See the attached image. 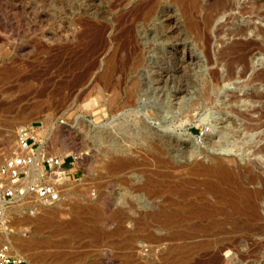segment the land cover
<instances>
[{"label": "rangeland", "instance_id": "obj_1", "mask_svg": "<svg viewBox=\"0 0 264 264\" xmlns=\"http://www.w3.org/2000/svg\"><path fill=\"white\" fill-rule=\"evenodd\" d=\"M150 1L0 0V163L17 150V130L28 124L39 126L42 146L50 153L58 151L67 162L76 163V174L64 185L60 202L48 205L33 197H21L7 204L0 217V244L9 246L12 256L22 257L19 264H264V219L240 218L229 207L216 211L211 219L200 220L188 214L196 198L189 191L203 190L213 177L209 173L172 176L171 168L153 158L155 143L161 145L167 139L153 131L146 136L138 122L145 118L160 131L168 125L169 130L179 134L190 132L199 146L198 158L205 164L235 166L242 172L251 167L264 175V152L253 153L264 144V123L256 131L247 132L243 127L255 122L253 117L264 111V97L238 102L231 98L234 94L242 96L245 90L264 94V76L242 85L254 71L264 75V0H233L230 9L216 13L206 35H210L207 47L190 29L179 0ZM254 1L259 12H251ZM214 2L200 0L193 11L199 23L203 24L208 12L214 13ZM150 5L159 9L165 6L176 13L181 32L170 36L166 24L145 19ZM236 24L251 25L250 30L244 35L233 34ZM219 26L223 31H218ZM255 29L261 31L256 34ZM244 37L245 42L256 40L248 58L250 68L245 76L226 80L227 63L237 54L226 46L241 45ZM182 41L188 42L187 51L196 56L193 64L185 65V72L174 69L176 64L169 53ZM179 47L176 55L182 56L184 46ZM112 65L118 68L111 78L113 86L108 87L104 73ZM241 66L237 64L235 70L240 71ZM156 69L164 76L161 97L152 87L147 94L139 89V102L131 104L128 89L140 78L144 83L153 82ZM180 84L187 89L183 107L165 108L175 85ZM84 86L88 88L82 89ZM155 109L165 110L166 118L152 119ZM240 110L247 114L242 117ZM80 118L104 135L100 138L86 131ZM231 119L243 130L242 136L231 133L211 143V135L233 128ZM253 133L257 137L243 142L247 134ZM112 137L115 142L110 140ZM138 148H144L145 153ZM118 157L135 159L138 164L120 172L109 170ZM187 157L182 150L176 158L182 171ZM172 184L182 187L175 189ZM207 199L219 198L211 194ZM218 202V207L223 205ZM152 207L162 208L167 214L186 211L187 215L167 224L139 223L140 213ZM46 208L57 209L56 216L38 219ZM119 210L129 218L123 221L115 217ZM262 213L264 218V208Z\"/></svg>", "mask_w": 264, "mask_h": 264}, {"label": "bare ground", "instance_id": "obj_2", "mask_svg": "<svg viewBox=\"0 0 264 264\" xmlns=\"http://www.w3.org/2000/svg\"><path fill=\"white\" fill-rule=\"evenodd\" d=\"M86 1V0H84ZM152 1V0H151ZM150 1V2H151ZM181 2V4L183 5L184 11L185 13L188 15L189 18V27L191 30L195 31L198 35V37L201 39V44H203L205 47H207L208 44V38L207 37V32L210 31L211 29V25L212 23L215 21V16L216 13H218L219 11H224V10H228L230 9L234 3L233 0H215L214 3H212V7L214 9V13L213 12H208L206 11V15L204 16V20H203V24L199 23L197 21V19L194 18L193 16V11L200 6V0H179ZM263 1V0H262ZM148 2V3H150ZM157 2V1H156ZM212 1H210L211 3ZM84 4V3H82ZM96 5V4H95ZM161 5V4H160ZM252 9L251 12H259V7H258V3L256 1L253 2L252 4ZM90 6V5H89ZM205 6V4H204ZM244 6V5H243ZM249 6V5H248ZM235 7V6H234ZM239 7V6H238ZM242 7V6H241ZM207 8V7H206ZM237 8V7H236ZM245 8V7H242ZM248 8V7H247ZM201 9V8H200ZM235 9V8H234ZM240 9V8H239ZM244 10V9H243ZM261 10V9H260ZM96 11V10H95ZM211 11V10H210ZM234 11V10H233ZM142 12V11H141ZM232 12V11H231ZM247 12H249V10L247 9ZM264 12V11H263ZM6 13V12H5ZM197 13V12H196ZM261 13V12H260ZM142 14V13H141ZM145 19H157L159 24H166L168 26V34L170 36H173L176 33H180L181 31V23H180V18L178 17V15L174 12H171V9L167 8L164 6L160 9L159 8H155L154 6H151L148 8V10L145 11ZM229 15V14H228ZM4 17V16H3ZM223 17V16H221ZM231 17V15H230ZM200 18V16H199ZM235 19V18H234ZM5 20V19H4ZM217 20V19H216ZM7 22V20H6ZM152 22V21H151ZM224 23V22H223ZM228 23V22H227ZM4 24V22H3ZM6 24V23H5ZM158 24V25H159ZM221 24V23H220ZM235 24V23H234ZM222 25V24H221ZM226 25V24H225ZM228 25V24H227ZM231 25V24H230ZM4 26V25H3ZM6 26V25H5ZM9 26V25H7ZM14 26V25H13ZM251 26V25H250ZM249 25H241V24H236L235 27L231 30V32L233 34L236 35H244L247 30L250 28ZM15 27V26H14ZM222 27V26H221ZM227 27V26H226ZM261 27V26H260ZM158 28V27H157ZM218 28V27H217ZM162 29V28H160ZM214 29V28H212ZM227 29V28H226ZM262 29V27H261ZM261 29H255V33L258 34ZM187 30V29H186ZM215 30V29H214ZM218 30V29H217ZM215 30V31H217ZM228 30V29H227ZM250 30V29H249ZM218 31H223V29H220L219 26V30ZM230 31V30H229ZM264 30H262L263 32ZM86 32V31H85ZM94 32V31H92ZM149 32V31H148ZM152 32V31H151ZM161 32L163 33V31L161 30ZM217 33V32H216ZM227 33V32H226ZM183 34V33H182ZM221 34V33H220ZM219 34V35H220ZM228 34V33H227ZM256 36V35H255ZM174 37V36H173ZM218 37V36H217ZM226 37V35H225ZM224 37V38H225ZM139 38L143 39V35L142 33L139 32ZM166 38V37H164ZM182 38V37H181ZM234 38V37H233ZM245 38V37H244ZM168 39V38H167ZM211 39V38H210ZM209 39V40H210ZM228 39V37H227ZM251 39V38H250ZM146 40V39H145ZM174 40V39H173ZM182 40V39H181ZM236 40V39H235ZM211 41V40H210ZM209 41V42H210ZM219 41V39H218ZM224 41V39L222 40ZM241 41V39H240ZM243 41V40H242ZM246 41V38L244 39V42ZM256 41V40H255ZM254 40H250L249 42H245L243 44H239V42L237 43L238 45H231L230 47L226 48H230L232 51H235L237 54L236 56H232L233 59H230V61L227 63L228 65V73L225 76L226 80H231L233 79L236 75L239 76H245L247 74V71L249 70L250 66H249V62H248V58L249 55L251 54V52L253 50H255V48L253 47V44L255 42ZM226 42V41H225ZM182 44H176V48H174L173 46H175L173 44V48L170 49L169 53L172 55V57L174 58L176 67L174 68L176 71L178 70L179 72L184 71V67L187 64L190 63H194L195 62V58L196 56L193 54L192 51H187L190 50V47L188 45V42L186 41H182ZM212 43V42H211ZM221 43V42H220ZM260 43V42H259ZM169 44V43H168ZM233 44V43H232ZM256 44V43H255ZM263 44V43H262ZM180 45L184 46V53L182 56H178L177 54V49H179ZM222 45V44H221ZM230 45V44H229ZM258 45V44H257ZM132 46V45H131ZM137 46V45H136ZM144 46V45H143ZM147 46V45H145ZM142 47V46H141ZM261 47V46H260ZM258 48V47H257ZM264 48V46L262 47ZM203 50V49H202ZM221 50H224V48L222 47ZM226 50V49H225ZM210 51V50H209ZM216 51V50H215ZM165 52V51H164ZM205 52V51H204ZM206 52H208L206 50ZM220 52V50H219ZM226 52V51H225ZM258 52V50H257ZM179 53V52H178ZM232 53V52H231ZM136 54V53H135ZM210 54V53H209ZM208 54V55H209ZM230 54V53H227ZM215 55V54H214ZM223 55V54H222ZM226 55V53H225ZM140 56V55H139ZM229 56V55H228ZM135 57V56H134ZM111 58V57H110ZM253 58V57H252ZM147 59V57H146ZM209 59V58H207ZM222 59V58H221ZM250 59V58H249ZM140 60V59H139ZM163 60V59H162ZM171 60V59H170ZM212 60V59H211ZM205 61V60H204ZM207 61V60H206ZM210 61V60H209ZM117 63V62H116ZM174 63V62H173ZM205 63V62H203ZM223 63V62H222ZM114 65L115 62L113 63ZM191 64V65H192ZM219 64V63H218ZM237 64H241V70L240 71H236L235 67ZM93 65V64H92ZM134 65V64H133ZM165 65V64H164ZM169 66V64H168ZM175 66V65H174ZM116 66H108L105 73H104V78H106V86L111 87L113 86V83L111 78L112 76L115 74L116 72ZM148 67V66H147ZM172 67V66H171ZM92 68V66H91ZM160 68V67H159ZM90 69V68H89ZM167 69V68H166ZM227 69V68H226ZM213 70V69H212ZM238 70V69H237ZM264 70V69H263ZM142 71V70H141ZM140 71V72H141ZM160 69H156L155 73H156V78L154 79L153 82H147L144 83L143 80L140 78L138 79L139 81H136L135 79V83L133 87H130V89H128L127 94L129 95V102L131 104H136L137 102H139V95H138V91L139 89H141V91L145 92V94H147V89L152 87L153 91L155 92V94L158 97H161V91H162V83L164 82L163 78V74L162 72H160ZM88 72V71H86ZM85 72V74H86ZM139 72V73H140ZM170 72V71H169ZM185 72V71H184ZM259 72V71H258ZM215 73V71H214ZM218 73V72H217ZM255 71L252 73L253 75H251V77L249 79L246 80L245 83H242V85H246L250 82H253L255 80L261 79L262 76H264L263 74H254ZM257 73V72H256ZM263 73V72H262ZM84 74V75H85ZM145 74V73H144ZM185 74V73H184ZM212 74V73H211ZM83 75V77H84ZM87 75V74H86ZM102 75V74H101ZM167 75V74H166ZM178 75V74H177ZM249 75V74H248ZM247 75V76H248ZM179 76V75H178ZM86 77V76H85ZM84 77V78H85ZM175 77V76H174ZM207 77V76H206ZM146 78V77H145ZM167 79V78H166ZM212 79V76H211ZM214 79V77H213ZM219 79V78H218ZM263 79V78H262ZM83 80V79H82ZM92 80V79H91ZM114 80V78H113ZM215 80V79H214ZM264 80V79H263ZM262 80V81H263ZM245 81V80H244ZM222 81H220L219 83H221ZM134 83V82H132ZM85 84V83H84ZM251 84V83H250ZM89 85V84H88ZM177 85V84H176ZM174 87L173 90V94L172 96H169L170 98H168L166 104H164L165 108H172L173 105H176L177 108H181L183 107V100L185 98V94L187 93V89L184 88L183 86L178 85ZM241 85V86H242ZM253 85V84H252ZM131 86V85H130ZM86 87V86H84ZM82 88V87H81ZM80 88V89H81ZM86 88H82V89H87ZM99 89V88H98ZM150 90V89H149ZM83 91V90H82ZM79 92V91H78ZM235 92V91H233ZM211 93V92H210ZM144 95V94H143ZM240 95V96H239ZM211 96V95H210ZM213 96V95H212ZM232 96V95H231ZM83 97V96H82ZM163 97V96H162ZM215 97V96H214ZM264 97L263 93H258L257 91H252V92H244V94H238V95H233L231 98L233 99L232 101H240L241 99L243 100L245 99H262ZM212 98V97H211ZM248 99V100H249ZM264 99V98H263ZM145 100V98H144ZM215 100V99H214ZM230 99H229V103H230ZM253 101V100H252ZM144 102V101H143ZM198 102V101H197ZM254 102V101H253ZM199 103V102H198ZM214 103V102H213ZM224 103V101H223ZM228 103V104H229ZM255 103V102H254ZM152 105V104H151ZM194 105V104H193ZM261 105V103H260ZM139 106V105H138ZM229 106V105H228ZM264 106V105H263ZM149 108V106H147ZM231 107H233L231 105ZM238 107V106H237ZM158 108V107H157ZM235 108V107H233ZM257 109V107H254ZM259 108V106H258ZM262 108V107H261ZM232 109V108H231ZM230 109V110H231ZM236 109V108H235ZM253 109V107H252ZM261 110V109H259ZM155 112V114H151V118H155L157 120H162L166 118V115H164L165 110H158L155 109L153 110ZM239 112V109L237 108V110ZM242 111V110H240ZM248 111H251L248 110ZM253 111V110H252ZM241 113V112H240ZM245 114L246 111L244 112ZM243 111H242V117L244 115ZM257 113V112H256ZM255 113V114H256ZM253 114V113H252ZM248 116V115H246ZM251 117H253V115H250ZM257 116V115H256ZM137 117V116H136ZM141 117V116H140ZM245 117V116H244ZM222 118V117H221ZM246 118V117H245ZM255 122H251V123H245L244 129L247 130V132L249 131H256L258 130V128H260L262 126V124L264 123L263 119H264V111L261 110V114L255 118ZM136 119V118H135ZM244 119V118H243ZM250 119V117H249ZM252 120V119H250ZM131 121V120H130ZM253 121V120H252ZM80 125L86 129H89L91 132H94V135L99 136L100 138L104 135V133H100L98 130L93 129V125L92 124H88L86 122L85 119L80 118L79 119ZM134 123H136V121H133ZM138 122H140L141 125V129L145 130V135L147 136L149 133H157V135H159L162 138H166L167 141L165 143L160 144H156L154 148H153V154H154V160L156 163L160 164L161 166H164L165 168H171L173 171L172 176L178 175V174H182V173H191V174H203V173H209L213 178L209 179L206 183V187L203 190H199V189H195L193 191H189L190 193L196 195V198L194 200H192V202L190 203V207H189V211L188 214H190L191 216H194L197 219L203 220L204 218H209L211 219L213 214L216 211L219 210H225L227 207L231 208L232 212H234L235 214H238V216L241 218H244L246 220L249 221H259L264 219L263 218V213H262V203L264 202V175L254 171L251 169V167L246 168V165L244 166V168H246L247 172H242L241 168L238 170L236 168H234L235 166L231 167V166H224L222 164H218V165H208L205 164L204 161L202 159H199V154L200 152L198 151V145L196 144L197 142L194 141V139L191 137V133H185V134H179L174 132V130H169V126H164V131H160V129L158 130L155 126L153 127L145 118H141L140 120L138 119ZM226 122V121H225ZM162 123V121H161ZM229 123L233 126V128H224L223 130L216 132L215 135H211L209 141L213 144H216L217 140H220L222 138H225L226 136L230 135L231 133L237 136H242L243 130H240V127L236 124V122L231 119L229 121ZM244 125V124H243ZM95 126V125H94ZM93 127V128H92ZM96 128V127H95ZM100 128V127H99ZM102 131V130H101ZM131 131V130H129ZM142 132V131H141ZM140 132V133H141ZM91 134V133H90ZM107 134V133H106ZM115 134V133H114ZM143 136V133L141 135V137ZM255 136V133L253 134H247L244 138H243V142H249L250 140H252ZM261 136V135H260ZM116 137V136H115ZM229 137V136H228ZM232 137V136H231ZM257 137V136H255ZM113 138V137H112ZM132 138V137H131ZM262 138H264V133L262 134ZM117 139V138H116ZM9 140V139H8ZM110 140L114 141V138ZM158 140V139H157ZM232 140V139H231ZM230 140V141H231ZM10 142V141H9ZM8 142V143H9ZM53 142V141H52ZM55 142V141H54ZM153 142V141H152ZM160 142V140H159ZM123 143V142H122ZM133 143V142H132ZM130 143V144H132ZM229 144V143H228ZM55 145V144H54ZM134 145V144H133ZM224 145V144H223ZM250 145V144H249ZM145 146V145H144ZM243 146V145H242ZM133 147V146H132ZM54 148V147H53ZM113 148V147H112ZM124 149V148H123ZM140 149V148H138ZM137 149V150H138ZM144 149V148H143ZM143 149H140L143 151ZM150 149V148H149ZM114 150V149H112ZM183 150V153L186 154L187 157V164L186 167L184 168V170H180L178 163L176 161V158L178 156V154L180 153V151ZM152 152V151H151ZM264 152V144H260V146L256 147L253 151V153H255L256 155H259L260 153ZM53 154H60V152L58 151H52ZM135 153V152H134ZM145 153V152H144ZM117 154V153H116ZM147 154V153H146ZM145 154V156H146ZM119 155V154H118ZM142 155V154H141ZM149 155V154H148ZM114 156V155H113ZM125 156V155H124ZM152 156V155H151ZM115 157V156H114ZM150 157V156H148ZM134 158V157H133ZM257 158V157H256ZM264 158V156H263ZM151 159V157H150ZM228 159V158H227ZM218 162V161H217ZM230 162V161H229ZM237 162V161H236ZM258 162V160H257ZM140 163V162H139ZM261 163V161H260ZM264 164V162H262ZM135 163V159H131V158H124V157H118L115 158L109 165V170L114 171V172H120L123 171L127 168H134V166H136ZM148 164V163H146ZM157 164V165H158ZM159 166V165H158ZM160 166V167H161ZM255 166V165H254ZM141 167V166H140ZM139 167V168H140ZM237 167V166H236ZM258 167V166H257ZM264 167V166H263ZM138 168V169H139ZM256 168V167H255ZM259 168V167H258ZM157 168H154L153 170H155ZM159 169V168H158ZM157 169V170H158ZM162 169V168H161ZM168 169V170H169ZM254 169V167H253ZM156 170V171H157ZM166 170V169H165ZM245 170V171H246ZM257 170V169H256ZM127 171V170H126ZM146 171V170H145ZM263 171V169H262ZM137 172V170L135 171ZM158 172V171H157ZM134 173V172H133ZM264 173V172H263ZM159 174V173H158ZM162 175V172L160 173ZM165 174V173H164ZM136 175H138L136 173ZM160 176V175H159ZM32 180H27V181H33ZM67 180L64 182V185L66 184ZM153 182V181H152ZM146 183L145 182V187H146ZM249 185H253V186H248ZM260 184V185H259ZM138 186H140V184H138ZM141 186H144V184H142ZM150 186V185H147ZM160 186V185H159ZM158 186V187H159ZM151 187V186H150ZM157 187V186H156ZM173 187V184H172ZM182 187L181 184L174 186L173 188L175 189H180ZM65 191V189H64ZM159 191V190H158ZM157 191V192H158ZM211 194H215L217 199L214 200H209L207 199V195H211ZM220 201L223 205H220L219 207L216 205L218 204ZM1 204H6L7 202L5 201H0ZM11 203V202H8ZM146 205V204H145ZM148 207V206H147ZM154 207V206H153ZM152 207V208H153ZM130 208L132 209V207L130 206ZM58 210L57 209H45V211L38 216L37 218L39 219H44V218H51L56 216ZM186 214L185 212L182 211H174L171 212L170 214L166 213V211L162 208H153L151 210H144L142 213H140L138 221L141 224H152V221H158L160 223H171L177 220V218H183ZM115 217L117 218H122L123 221L127 220L129 217L126 214H123L121 210L116 211L114 214ZM124 218V219H123ZM47 219V220H49ZM243 219V220H244ZM35 220V219H33ZM111 219H108V221H110ZM51 221V220H50ZM49 221V222H50ZM48 222V224H49ZM52 222V221H51ZM43 223V222H41ZM53 223V222H52ZM50 223V224H52ZM263 224V223H262ZM48 226V225H47ZM258 228H262L259 227ZM262 230V229H261ZM163 237V236H162ZM165 238V237H164ZM163 238V239H164ZM16 256L20 259H22V257L20 255Z\"/></svg>", "mask_w": 264, "mask_h": 264}, {"label": "built area", "instance_id": "obj_3", "mask_svg": "<svg viewBox=\"0 0 264 264\" xmlns=\"http://www.w3.org/2000/svg\"><path fill=\"white\" fill-rule=\"evenodd\" d=\"M35 124L22 125L17 130V150L0 163V217L8 202L21 197H33L43 204L63 199L64 182L71 179L75 161L50 153ZM33 181H27L32 180ZM9 246L0 244V264H19L20 259L9 253Z\"/></svg>", "mask_w": 264, "mask_h": 264}, {"label": "crops", "instance_id": "obj_4", "mask_svg": "<svg viewBox=\"0 0 264 264\" xmlns=\"http://www.w3.org/2000/svg\"><path fill=\"white\" fill-rule=\"evenodd\" d=\"M74 174H76L75 171L72 172V175H74ZM72 175H71V176H72Z\"/></svg>", "mask_w": 264, "mask_h": 264}]
</instances>
